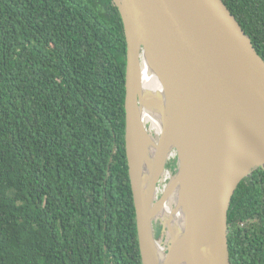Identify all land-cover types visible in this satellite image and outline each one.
<instances>
[{"label":"trees","instance_id":"16d2710c","mask_svg":"<svg viewBox=\"0 0 264 264\" xmlns=\"http://www.w3.org/2000/svg\"><path fill=\"white\" fill-rule=\"evenodd\" d=\"M222 1L264 61V0ZM125 54L112 0H0V264H141ZM227 246L264 264L263 168L232 196Z\"/></svg>","mask_w":264,"mask_h":264},{"label":"water","instance_id":"95a60500","mask_svg":"<svg viewBox=\"0 0 264 264\" xmlns=\"http://www.w3.org/2000/svg\"><path fill=\"white\" fill-rule=\"evenodd\" d=\"M112 2L126 45L124 143L141 264H230L232 196L240 181L264 169V61L222 0ZM142 60L168 107L149 160L137 93ZM238 144L252 154L243 165ZM174 151L173 178L181 167L185 174L184 183L178 179L185 227L179 257L172 258L170 240L161 261L153 223L164 194H156Z\"/></svg>","mask_w":264,"mask_h":264},{"label":"bare ground","instance_id":"6f19581e","mask_svg":"<svg viewBox=\"0 0 264 264\" xmlns=\"http://www.w3.org/2000/svg\"><path fill=\"white\" fill-rule=\"evenodd\" d=\"M137 93L140 103L141 119L144 126L146 123H149L150 129H154L156 133H162L166 126L168 107L162 88L145 60H142L139 66ZM154 146L155 139L150 133L145 131L143 148L145 150L147 160L150 159ZM237 148H239V152L237 150L239 153V164L243 165L246 161L252 159L249 147L243 144H238ZM178 179L182 183L185 181L183 167L180 168L177 178H172L163 190L164 202L155 210V217L163 223L166 224L167 222V224H169H166V226H169L171 231L170 236L172 245L170 247L172 249V258L179 257L185 227L184 215L182 211V197L178 189ZM168 196H170V198H167ZM167 218H169V221H167ZM155 249L159 260L162 261L164 254L162 249L158 246V243L155 246ZM180 264L186 263L181 262Z\"/></svg>","mask_w":264,"mask_h":264},{"label":"rangeland","instance_id":"374dc122","mask_svg":"<svg viewBox=\"0 0 264 264\" xmlns=\"http://www.w3.org/2000/svg\"><path fill=\"white\" fill-rule=\"evenodd\" d=\"M145 126H146L145 127L146 131L148 133H150L152 136H154V134L156 132L154 129L149 128V123H146ZM173 154L175 155V151L171 153L170 158H169V160L166 164V167H165V169H166L165 173L163 174V176L161 178L162 180L160 181V183L158 185L157 194H156L157 199L160 196H163V194H162L163 190L165 189L167 184H169L168 182L176 175V173H175V175H171L172 170H174L171 167L174 166V164H175V162L173 163L171 160L173 158ZM177 170L178 169L176 168L175 172H177ZM167 198H170V196H168ZM162 204H163V201H162L161 205ZM167 221H169V218H167ZM166 224H167V222H166ZM166 224L157 218L154 220V223H153L154 238H155V241L158 243V246L162 249L163 254L166 252L167 248L171 244V241H170L171 240V236H170L171 231L169 230V226H166ZM167 225H169V224H167Z\"/></svg>","mask_w":264,"mask_h":264},{"label":"flooded vegetation","instance_id":"af4514ba","mask_svg":"<svg viewBox=\"0 0 264 264\" xmlns=\"http://www.w3.org/2000/svg\"><path fill=\"white\" fill-rule=\"evenodd\" d=\"M169 158H170V156L168 157V160H169ZM168 160H167V162H168ZM171 160H172L173 163L177 161V159H176V157H175L174 154H173V158H172ZM174 160H176V161H174ZM176 163H177V162H176ZM175 170H176V168H175L174 170H172L171 175H174Z\"/></svg>","mask_w":264,"mask_h":264}]
</instances>
